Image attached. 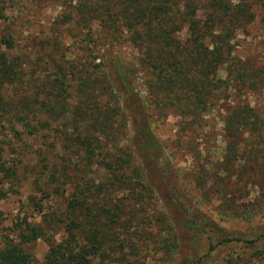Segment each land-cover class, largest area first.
I'll return each instance as SVG.
<instances>
[{"label":"rangeland","instance_id":"1","mask_svg":"<svg viewBox=\"0 0 264 264\" xmlns=\"http://www.w3.org/2000/svg\"><path fill=\"white\" fill-rule=\"evenodd\" d=\"M228 1L244 4V0ZM245 1L252 6L255 19L236 32L233 60L218 70L222 91L217 94L215 105L196 122L191 117L177 115L172 109L160 113L155 107L157 100L150 93V75L141 67L127 39L118 43L117 51L137 70L136 86L151 114L154 132L170 163L178 169L179 179L192 201L225 228L242 232L253 241L262 233L264 225V73L259 74L258 87L253 90L238 84L235 75H229V65L233 63L234 73L240 69L249 74L252 69H264V0ZM77 2L0 0V39L3 34L16 38L17 49L10 54L20 57L22 63L20 81L0 82V96L5 103L0 119V148L5 150L2 162L17 172V177L10 182L0 173L3 228L11 231L28 217L33 225L49 228L58 244L66 236L56 217L63 211L64 199L69 201L74 196V188L79 185L74 179L105 181L103 171L96 165L85 170L80 152L75 155L71 150V157L68 152H61V133L68 129L73 134L74 124L71 120L55 121L42 108L43 102L53 101L52 94L57 89L52 88L61 83L67 89V94H62L65 103L51 102L61 115H71L82 104L85 109L95 108L90 102L91 96L82 98L80 89L83 63L87 59L93 63L97 49L83 42L89 35L88 28L73 21L62 24L60 20L64 5L74 6ZM199 15H205L203 8ZM100 19L93 24L97 34L104 31ZM102 94L101 107L107 104L114 107L121 102L110 91ZM237 109H245L253 116L258 125L255 133L231 128L232 120L238 116ZM120 125L117 141L97 136L101 140L97 151L101 158L111 152L119 157L125 148L131 147L133 134L127 116ZM69 159L73 162L68 164L67 175H62L60 164ZM145 171L143 162L134 154L128 166L131 184L127 192L114 191L120 198L124 195L128 202V243L123 255L113 254L106 262L99 258L95 264H264V254H259L252 244L235 241L220 245L216 238L211 242L205 234L173 227L160 194L147 189L143 180ZM56 176L67 183L62 196V190L55 191L62 184L55 180ZM155 177L156 184L164 188L159 175ZM31 252V264H45L49 246L40 240Z\"/></svg>","mask_w":264,"mask_h":264},{"label":"trees","instance_id":"2","mask_svg":"<svg viewBox=\"0 0 264 264\" xmlns=\"http://www.w3.org/2000/svg\"><path fill=\"white\" fill-rule=\"evenodd\" d=\"M75 1L78 2L74 6L64 5L60 20L62 24L73 21L88 28L89 35L83 42L97 49L94 62L90 63L87 59L83 63L80 89L82 98L91 96L90 102L95 108L85 109L80 103L82 107L74 109L71 115L57 112L51 102L65 103L62 94H67V89L62 83L52 88L57 89L52 94L53 101L43 102L42 108L50 113L47 117L60 123L71 120L74 124L73 134H69L68 129L61 133V152L65 154L66 151L69 156L71 150L75 155L80 152L85 170L96 165L103 171L105 181L98 183L94 179H82L79 182L74 179L79 184L74 188V196L69 201L64 199L63 211L56 217L57 222L63 225L66 236L59 244L49 228L33 225L28 217L15 229L5 231V216L0 207V264H31L32 246L40 240L46 241L49 246L45 264H95L99 258L106 262L113 254L123 255L128 243V202L124 195L120 198L114 191L127 192L131 184L128 166L134 154L146 169L143 180L147 189L160 194L173 227L179 231L205 234L211 242L216 238L220 245L235 241L249 246L252 244L259 254H264V225L262 233L252 241L242 232L225 228L192 201L179 179L178 169L170 163L154 132L151 114L136 86L137 70L126 63L117 51L118 43L127 39L137 53L141 67L150 75V93L156 98L155 107L160 113L172 109L177 115L191 117L196 122L215 105L217 94L222 91L223 83L217 78L218 70L233 60L232 43L238 29L255 19L252 6L245 0L242 6L228 0ZM202 8L205 15H199ZM100 17L104 35L97 34L93 27ZM0 48L3 49L0 52V82L20 81L21 58L10 54L17 49L16 38L12 34H3ZM232 67L233 63L229 65V75H235L238 84L253 90L258 87L257 79L264 69H252L249 74L245 69L234 73ZM109 91L121 102L114 107L109 104L101 107L102 93ZM4 105L0 96V119ZM65 112L68 113L67 110ZM237 113L231 128L237 132L250 130L255 133L258 125L253 116L248 115L245 109H237ZM126 116L133 134L131 147L125 148L119 157L111 152L101 158L97 153L101 140L97 136L117 141L122 129L120 122ZM4 151L0 148V173L4 180L10 182L17 177V172L2 162ZM71 162L73 160L69 159L60 164L62 175H67ZM157 175L162 179V189L156 184ZM55 180L62 183L57 176ZM66 186L63 181L55 191L62 190V196ZM2 196L0 191V205ZM125 196L128 198V195ZM211 249H215L212 243Z\"/></svg>","mask_w":264,"mask_h":264}]
</instances>
